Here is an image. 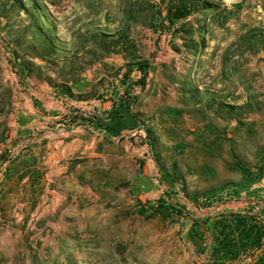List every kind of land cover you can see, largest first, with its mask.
Returning a JSON list of instances; mask_svg holds the SVG:
<instances>
[{"label":"rangeland","instance_id":"374dc122","mask_svg":"<svg viewBox=\"0 0 264 264\" xmlns=\"http://www.w3.org/2000/svg\"><path fill=\"white\" fill-rule=\"evenodd\" d=\"M157 72L205 123L159 139L138 109ZM85 102L149 149L94 142L76 174L54 117ZM263 173L264 0H0V264H264V201L223 190Z\"/></svg>","mask_w":264,"mask_h":264},{"label":"crops","instance_id":"0c3cea01","mask_svg":"<svg viewBox=\"0 0 264 264\" xmlns=\"http://www.w3.org/2000/svg\"><path fill=\"white\" fill-rule=\"evenodd\" d=\"M223 43V42H222ZM189 76L192 74L188 72ZM188 76V77H189ZM188 82L190 81L187 78ZM158 72L155 74L154 84L148 92H144L140 95V104L138 109L145 113V121L152 125L153 129L156 130L159 135V139L164 141L166 139V132L169 130L175 131V133H182V125L188 126L196 123H205V121H197L196 119L200 116L198 113H189L188 110L198 109L203 103L199 101V98L194 95L190 82L187 83V87L182 84H165ZM233 95H229L227 98L230 102L240 103L234 105H244V109L247 108L248 97L245 93L244 96L237 99L236 95L238 90H233ZM244 99V100H243ZM91 104L87 105L85 102L84 106L80 108L76 114V111L66 110L58 113L54 127V145L58 147L56 155L59 159L69 157L73 160L75 165L76 174H82L85 177L90 175L93 170V148L94 142H108L110 139L115 141L116 147L123 151L122 158L125 163L132 162L133 153L136 151H147V142L141 140L142 143L132 145L126 137L117 143L119 136L110 134L109 128L106 125L100 124L94 126L92 117L88 115L90 113ZM33 108L30 103L24 101L20 104V116L17 125L20 129L26 130L33 125V119H31V111ZM236 110V107H234ZM235 113V112H234ZM231 114L229 120L236 122V114ZM171 127V128H170ZM58 135V136H57ZM102 156V154H100ZM148 155V154H147ZM142 160L138 159V166ZM146 160H144L143 170L145 174L143 187L149 189L147 194L153 193L149 176L152 169ZM225 191L229 190V193L233 197H255L264 201V173L256 181H244V182H233L230 183L229 187L223 188ZM222 187H220V192ZM155 192V191H154Z\"/></svg>","mask_w":264,"mask_h":264},{"label":"built area","instance_id":"2783aa9c","mask_svg":"<svg viewBox=\"0 0 264 264\" xmlns=\"http://www.w3.org/2000/svg\"><path fill=\"white\" fill-rule=\"evenodd\" d=\"M132 135H135V132H134V133H132Z\"/></svg>","mask_w":264,"mask_h":264}]
</instances>
